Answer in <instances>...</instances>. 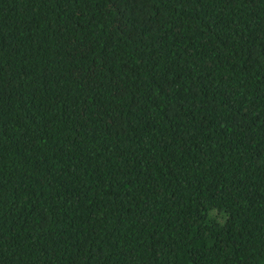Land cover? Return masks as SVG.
I'll return each instance as SVG.
<instances>
[{
	"label": "trees",
	"instance_id": "16d2710c",
	"mask_svg": "<svg viewBox=\"0 0 264 264\" xmlns=\"http://www.w3.org/2000/svg\"><path fill=\"white\" fill-rule=\"evenodd\" d=\"M0 264H264V0H0Z\"/></svg>",
	"mask_w": 264,
	"mask_h": 264
}]
</instances>
